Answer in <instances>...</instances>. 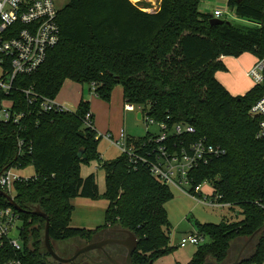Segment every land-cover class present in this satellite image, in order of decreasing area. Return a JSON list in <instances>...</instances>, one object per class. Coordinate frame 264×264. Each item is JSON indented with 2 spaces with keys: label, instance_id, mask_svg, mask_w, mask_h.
I'll use <instances>...</instances> for the list:
<instances>
[{
  "label": "trees",
  "instance_id": "16d2710c",
  "mask_svg": "<svg viewBox=\"0 0 264 264\" xmlns=\"http://www.w3.org/2000/svg\"><path fill=\"white\" fill-rule=\"evenodd\" d=\"M198 3L161 0L157 11L148 13L130 0H69L58 13V45L47 52L41 68L22 81L49 99L56 98L65 81L92 85L96 97L106 103L114 87L121 86L123 103L141 107L154 123L169 129L187 124L195 129V135L185 137L189 142L204 138L223 148L224 156L192 171L190 179L194 187L211 182L212 197L238 207L242 219L197 224L204 241L186 264H223L232 244L256 231L241 264H260L264 211L256 202L264 200V142L255 138L257 120L248 112L264 87L254 85L244 95L233 96L215 74L225 68L221 57L237 58L245 52L255 61L264 57V0L227 1L237 18L249 24L243 27L227 21L211 25L212 16L199 12ZM14 99L18 109L28 108L23 95ZM88 111L89 104L82 100L75 112L34 114L20 126L0 124V174L30 167L36 177L13 184L12 198L20 212L0 195V208H11L18 216L21 245L20 250L7 241L0 245V264H59L43 248L46 221L31 214L36 207L48 218L51 247L60 257L54 244L90 243L109 227L137 237L133 264H153L171 251L164 208L172 198L169 187L140 164L133 167L123 154L103 161L100 136L83 123ZM149 137L148 132L137 143ZM18 141L23 142L21 152ZM90 161L104 171L102 196L94 175L81 176V165ZM100 197L108 202L103 225L94 230L71 228V200ZM69 264L92 263L79 256Z\"/></svg>",
  "mask_w": 264,
  "mask_h": 264
},
{
  "label": "built area",
  "instance_id": "2783aa9c",
  "mask_svg": "<svg viewBox=\"0 0 264 264\" xmlns=\"http://www.w3.org/2000/svg\"><path fill=\"white\" fill-rule=\"evenodd\" d=\"M58 13L53 0H0V124L20 126L34 114L70 112L65 105L56 102L55 99L37 95L32 87H27L22 81V78L35 74L45 62L47 52L58 45L60 39ZM223 14V11L218 9L214 10L211 16L212 19L220 20ZM245 76L255 86L264 87V57L256 60L245 72ZM16 94L25 97L27 109L17 108L18 102L14 99ZM123 110L138 112L140 118L137 120L144 121L147 125H157L160 130L158 134L150 133L149 139L139 144L137 143L139 138L130 137L124 130H121L117 141H112L105 135L104 138L116 146L133 167L140 164L162 185L175 187L200 204L214 208L228 207L219 203L220 196L213 197L214 200L210 202L200 201L202 184L194 187L190 179L192 171L224 156L223 148L209 144L204 138L189 142L185 137L195 135V129L187 124H175L169 129L166 124L154 123L144 116L139 106L124 104ZM248 115L257 120L255 138L264 142V94L251 106ZM83 123L85 127L93 129L90 111L86 113ZM170 137L179 141L170 143ZM22 146L23 142L18 141L20 152ZM19 171L24 170L14 167L0 174V189L11 197L14 182H27L36 178L34 175L21 176L17 174ZM186 187H189V190H186ZM256 204L264 211V200ZM17 222L19 219L14 210L0 208V245L7 241L13 249H21L19 234L16 240L10 237L14 229L19 233ZM203 241L204 237L195 232L183 237L180 246H198Z\"/></svg>",
  "mask_w": 264,
  "mask_h": 264
},
{
  "label": "rangeland",
  "instance_id": "374dc122",
  "mask_svg": "<svg viewBox=\"0 0 264 264\" xmlns=\"http://www.w3.org/2000/svg\"><path fill=\"white\" fill-rule=\"evenodd\" d=\"M160 1L161 0H141L137 3L144 12L153 13L158 10ZM227 1L228 0H199L198 11L212 15L214 10L219 9L224 13L220 20L230 22L238 27L249 26L247 22L237 18L234 10L227 6ZM53 2L55 8L60 11V9L63 8L69 0H53ZM251 59H255V57L250 52H245L237 58L226 57L222 60V64L225 67L224 70L218 71L215 75L227 86L233 87L236 83H240L243 88L247 84H251L253 87L254 84L252 81L244 76L245 64ZM252 87H248L247 89L249 90ZM87 88V85H83L84 97L87 93ZM247 89L236 91L235 87L232 88L233 92L236 94L235 96L244 95L246 92L244 90ZM67 92V90L65 91V89H63V91L59 93L57 99L60 102L66 103L64 105L68 111L75 112L76 103L69 102L68 99H63L64 96H68ZM123 114L125 127L122 129L125 130L126 134L133 136L139 135V137H141L144 136L146 132L151 134L160 133L157 125H147L144 121L137 120L138 112H125L123 110ZM98 153L103 161L115 160L121 155L117 147L110 146L104 139H101L98 144ZM80 173L83 178L91 174L94 175L98 193L102 196L105 189L104 171L97 165V163L95 161H90L87 164L81 165ZM17 174L24 177H32L34 172L32 168L29 167L24 171L17 172ZM169 190L172 194V198L164 205V208L170 224L168 247L171 251L156 260L157 262H155V264H186L194 255L197 246L186 245L181 247L180 241L183 237H187L195 233L197 224L203 225L207 223L219 224L220 222H239L242 219L240 209L236 206L209 207L187 197L175 187H170ZM186 190H189V187H186ZM212 196L213 188L211 182L203 183L201 185L199 200L210 202L214 200ZM71 205L73 207L69 223L71 228L94 230L103 225L104 214L108 206V202L102 197L96 200L75 198L71 200ZM19 226L20 222H17L16 227ZM10 237L16 240L18 237V230L14 229L11 232ZM205 241H207V238ZM245 241L246 240H239L232 244L230 262L236 259ZM81 243L83 242L71 241L63 244H54V250L58 251L61 256H64L62 258L66 259V256H72L75 248L80 246ZM260 264H264V258Z\"/></svg>",
  "mask_w": 264,
  "mask_h": 264
},
{
  "label": "crops",
  "instance_id": "0c3cea01",
  "mask_svg": "<svg viewBox=\"0 0 264 264\" xmlns=\"http://www.w3.org/2000/svg\"><path fill=\"white\" fill-rule=\"evenodd\" d=\"M220 60H224V57H221ZM255 59L249 60L245 64V69H244V76L245 72L252 67L254 64ZM246 77V76H245ZM217 78V77H216ZM247 78V77H246ZM249 79V78H248ZM217 80L225 86V88L230 92L231 95L235 96V92H233L232 88L235 87L236 91L241 90V89H247L248 87H252L251 84H247L242 87V84L236 83L233 87L232 86H227L220 78H217ZM250 80V79H249ZM87 93L85 97L83 96V86L79 85L77 83L71 82V81H65L61 90L59 91L62 92L63 89L65 91L67 90L68 96H64L63 99H68L69 102L76 103V108L78 104L83 100L89 104V111L92 115V121H93V129L97 132V134L100 136V140L104 139L106 140L110 146L114 145L107 139H105V135L109 136L112 141H117L119 140L120 132L123 130L122 128L125 127V120L124 114H123V91L121 86H116L114 87L112 93H111V98L108 103L101 101L98 99L94 93V88L92 85H87ZM251 89V88H250ZM73 91V92H72ZM235 91V90H234ZM244 91H248L244 90ZM245 92V93H246ZM58 93V95H59ZM70 93V94H69ZM239 93H244V92H239ZM56 96L55 100L56 102L64 105L66 103L60 102ZM125 131V130H124ZM132 138H141L139 135L133 136L129 135ZM116 147V146H115ZM157 262V261H155ZM155 262L153 264H155Z\"/></svg>",
  "mask_w": 264,
  "mask_h": 264
},
{
  "label": "water",
  "instance_id": "95a60500",
  "mask_svg": "<svg viewBox=\"0 0 264 264\" xmlns=\"http://www.w3.org/2000/svg\"><path fill=\"white\" fill-rule=\"evenodd\" d=\"M211 25H221L223 23L222 20L217 19H211L209 21ZM140 118V115H137V119ZM0 195L13 207L15 211H19V208L16 206L13 198L0 190ZM32 215L38 216L40 218L45 219L46 226H45V232H44V238H43V248L45 249L46 253L51 257V259L59 264H69L73 262L77 257L82 256L86 257L90 263L92 264H133L132 262V254L136 251L138 246V239L137 237L131 233L130 231L117 228L116 230H107L106 232H116L122 235H125L124 239L117 240V239H108V240H101V241H92L90 243H87L83 247H76L75 251L73 252L72 256L70 258H62L58 256L52 249L50 239H49V232H48V218L47 216L40 211L38 207L34 209V211L31 212ZM258 231L253 233L243 244L242 248L240 249L239 254L237 255L236 259L234 261L230 262V259H227L223 264H241L244 260V252L247 246L251 243V241L254 239ZM118 245L124 249V254H117L115 256H111L107 250V247L109 245ZM93 251H99L102 255L97 260L92 259L87 254L89 252ZM151 264V262H150ZM204 264H215L214 262H205Z\"/></svg>",
  "mask_w": 264,
  "mask_h": 264
},
{
  "label": "flooded vegetation",
  "instance_id": "af4514ba",
  "mask_svg": "<svg viewBox=\"0 0 264 264\" xmlns=\"http://www.w3.org/2000/svg\"><path fill=\"white\" fill-rule=\"evenodd\" d=\"M118 227H109L106 228L104 230H102L99 235L95 238V240L93 241H101V240H108V239H117V240H121L125 238V235L116 233V232H106L107 230H116ZM92 242V241H91ZM87 243H81L80 246L78 247H83L84 245H86ZM107 250L109 252V254L111 256H115L117 254H124V249L118 245H109L107 247ZM99 251H93V252H89L87 255L91 257V255H95L96 253H98ZM100 257V256H99ZM102 257V256H101ZM231 254L229 255L228 259H231ZM85 259H87L86 257H84ZM88 260V259H87ZM89 261V260H88Z\"/></svg>",
  "mask_w": 264,
  "mask_h": 264
},
{
  "label": "bare ground",
  "instance_id": "6f19581e",
  "mask_svg": "<svg viewBox=\"0 0 264 264\" xmlns=\"http://www.w3.org/2000/svg\"><path fill=\"white\" fill-rule=\"evenodd\" d=\"M132 3L136 4L137 2L141 1V0H130ZM138 4V3H137Z\"/></svg>",
  "mask_w": 264,
  "mask_h": 264
}]
</instances>
